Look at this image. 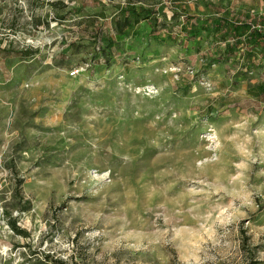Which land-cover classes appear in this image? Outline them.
Returning <instances> with one entry per match:
<instances>
[{"label": "rangeland", "instance_id": "1", "mask_svg": "<svg viewBox=\"0 0 264 264\" xmlns=\"http://www.w3.org/2000/svg\"><path fill=\"white\" fill-rule=\"evenodd\" d=\"M0 264H264V0H0Z\"/></svg>", "mask_w": 264, "mask_h": 264}, {"label": "built area", "instance_id": "2", "mask_svg": "<svg viewBox=\"0 0 264 264\" xmlns=\"http://www.w3.org/2000/svg\"><path fill=\"white\" fill-rule=\"evenodd\" d=\"M73 74H75V73H73Z\"/></svg>", "mask_w": 264, "mask_h": 264}]
</instances>
